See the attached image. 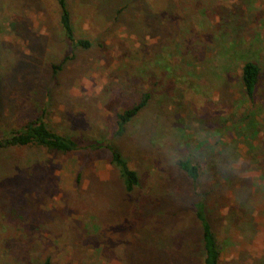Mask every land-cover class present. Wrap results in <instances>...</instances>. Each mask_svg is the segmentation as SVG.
I'll use <instances>...</instances> for the list:
<instances>
[{
	"label": "rangeland",
	"instance_id": "rangeland-1",
	"mask_svg": "<svg viewBox=\"0 0 264 264\" xmlns=\"http://www.w3.org/2000/svg\"><path fill=\"white\" fill-rule=\"evenodd\" d=\"M64 4L88 48L64 38L56 0H0V138L39 118L80 146L0 150V264H201L198 200L218 264H264V0Z\"/></svg>",
	"mask_w": 264,
	"mask_h": 264
},
{
	"label": "trees",
	"instance_id": "trees-1",
	"mask_svg": "<svg viewBox=\"0 0 264 264\" xmlns=\"http://www.w3.org/2000/svg\"><path fill=\"white\" fill-rule=\"evenodd\" d=\"M59 11L58 23L63 32L64 38L74 47L88 48L89 44L85 40H74L69 24L68 13L65 8L64 0H56ZM259 69L256 64L246 61L240 68L239 82L241 91L247 99H251L258 82ZM1 98V89H0ZM148 95L142 94L138 100L129 108L115 115V135L122 133L124 126L144 107ZM35 146L44 148L60 154L71 153L79 149V144L67 137L58 135L50 131L39 119L30 121L18 130L10 131L6 136L0 138V150L7 148H21ZM95 149V148H94ZM105 149L109 153L110 163L117 169L123 190L130 192L137 184V177L134 171L130 170L119 154L107 145ZM177 167L192 182H196L198 171L196 165L188 159L177 162ZM193 216L196 220L199 232L202 251L201 264H218L219 252L217 242L208 223L204 203L198 200L193 204ZM40 264H50L48 259H44Z\"/></svg>",
	"mask_w": 264,
	"mask_h": 264
}]
</instances>
